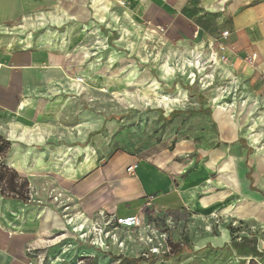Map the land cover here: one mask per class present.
Instances as JSON below:
<instances>
[{
  "label": "crops",
  "instance_id": "crops-1",
  "mask_svg": "<svg viewBox=\"0 0 264 264\" xmlns=\"http://www.w3.org/2000/svg\"><path fill=\"white\" fill-rule=\"evenodd\" d=\"M134 19L184 40L208 42L227 59L225 79L238 80L264 102V0H0V134L12 142L4 164L30 187L50 170L48 181L65 187L72 205L90 221L104 212L141 215L145 221L187 219L191 229L208 217L222 218L242 233L233 241L234 256L244 264H264V160L222 108L208 102L203 108L209 115L173 118L146 157L118 151L101 166L107 149L91 143L86 115L82 112L77 135L69 120L80 104L47 95L66 89L76 74L85 75L78 64L87 56L92 26L117 35L119 22ZM248 56L256 57L254 66L246 63ZM133 165L138 168L130 175ZM0 198L5 208L0 209V264H49L48 240L41 234L63 230L62 220L49 209ZM134 204L136 213L126 215ZM220 229L217 241L230 242L223 223ZM240 241L251 242L253 250L242 253ZM135 244L127 242L124 253L141 256L144 247Z\"/></svg>",
  "mask_w": 264,
  "mask_h": 264
},
{
  "label": "rangeland",
  "instance_id": "rangeland-1",
  "mask_svg": "<svg viewBox=\"0 0 264 264\" xmlns=\"http://www.w3.org/2000/svg\"><path fill=\"white\" fill-rule=\"evenodd\" d=\"M106 30H100L97 24L91 27L90 41L85 44L87 56L78 64L85 68V75L76 74L62 91L46 92L49 97L60 95L80 104L74 108L69 120L74 123L73 130L77 135V130L82 128V124L79 126L82 112L87 116L85 124L89 122L91 125V143L107 149L104 157L99 159V165L104 166L118 151L146 157L152 151L153 143L161 141L158 134L164 128V115L194 110L197 108L194 102H209L215 110L225 108L226 111L222 112L234 123L239 136H243L253 150L256 148V154L264 160V102L249 94L238 80L229 83V79L223 76L225 63L209 67L207 61L212 45L196 43L195 38L193 41L184 40L176 33L167 34L164 28L154 27L140 19L119 22L117 35ZM193 54L202 56L197 69L195 61H191ZM167 66L173 72H167ZM192 74L196 75L195 79L191 78ZM211 75H214V80ZM74 83L80 87H75ZM163 108L172 111L166 112ZM105 118L106 123L102 124ZM179 118L180 122L183 117ZM98 132L103 137L100 141L99 134L94 135ZM262 174L264 179V171ZM50 175V170L43 172L29 193L31 205L56 213L64 224L63 230L43 231L41 234L48 240L45 250L49 264H79L81 260L85 264H133L123 261L124 258L141 257L138 252L130 255L121 253L110 242L106 243L108 248H96L81 240L74 229L90 217L72 205V197L65 187L48 181ZM137 208L132 205L126 215L136 213ZM166 221L171 224L172 241L183 243L179 247L183 253H174L168 258H150L153 259L151 262L141 264H244V260L234 256L233 243L242 233L240 230L239 234L232 232V224L228 225L226 220L220 218L216 221V218L208 217L204 225L196 224L191 229L185 225L189 222L187 219L181 223L177 219L159 218L163 226ZM222 223L223 229L227 228L231 233L230 242L229 239L223 243L217 241L222 237ZM246 228L248 226L244 231ZM247 231L249 233L251 229ZM249 235L254 237L252 233ZM185 237L189 240L188 247ZM134 241L135 238L131 243ZM135 242V245L140 244ZM238 244L242 253H249L246 248L253 250L251 242L245 245L240 241Z\"/></svg>",
  "mask_w": 264,
  "mask_h": 264
},
{
  "label": "built area",
  "instance_id": "built-area-1",
  "mask_svg": "<svg viewBox=\"0 0 264 264\" xmlns=\"http://www.w3.org/2000/svg\"><path fill=\"white\" fill-rule=\"evenodd\" d=\"M228 36V31L222 34L223 39ZM193 55L195 56H192L191 61H195V68L197 69L201 64L202 56L200 54ZM212 57H215V63L207 61L210 64V68L219 65V62H227V59L224 56H220L217 52L212 51L209 59ZM245 60L248 65L254 66L256 57L248 56ZM211 77L214 80V75H211ZM191 78L195 79L196 75L192 74ZM137 168L138 165L130 166L127 169L128 174L135 175ZM89 220L86 219L74 231L79 234L81 240L96 248H108L106 243L110 242L121 253H124L127 249V242L135 238V241H138L144 247L141 257L150 259L154 257H170L174 254L175 246H183V243H175L170 238L171 224L169 221H166L165 226H163L159 221H145L141 215L120 218L104 212L98 213L95 219ZM79 264H85V261L81 260Z\"/></svg>",
  "mask_w": 264,
  "mask_h": 264
},
{
  "label": "trees",
  "instance_id": "trees-1",
  "mask_svg": "<svg viewBox=\"0 0 264 264\" xmlns=\"http://www.w3.org/2000/svg\"><path fill=\"white\" fill-rule=\"evenodd\" d=\"M202 107L199 110H190L189 112H172L167 118H164V127L170 124V120L173 118L184 117L185 114L193 115L196 113L209 115L210 109H204ZM243 146H246L245 141L241 140ZM12 147V142L6 139L3 135L0 134V196L6 199L17 200L24 204L31 203L30 199V186L29 182L26 179H23L19 176V174L6 166L4 164V160L9 153ZM248 177L251 178L250 173ZM231 231L236 233L237 231L231 228ZM186 240V246H189V240ZM174 253H183V249H179V247H174ZM168 258V257H167ZM153 259H145L143 257L139 258H124L123 261L133 263V264H141L151 262Z\"/></svg>",
  "mask_w": 264,
  "mask_h": 264
},
{
  "label": "bare ground",
  "instance_id": "bare-ground-1",
  "mask_svg": "<svg viewBox=\"0 0 264 264\" xmlns=\"http://www.w3.org/2000/svg\"><path fill=\"white\" fill-rule=\"evenodd\" d=\"M147 39V38H146ZM193 56H195V55H193ZM209 61L210 62H212V63H215V57H212V58H210L209 59ZM189 66L191 65L190 63L188 64ZM199 67V66H198ZM167 72H173V70L170 68V67H168L167 66ZM208 78V77H207ZM230 107V106H229ZM162 108V107H161ZM219 108H221V107H219ZM164 109V108H163ZM224 111H226V109L225 108H222Z\"/></svg>",
  "mask_w": 264,
  "mask_h": 264
}]
</instances>
